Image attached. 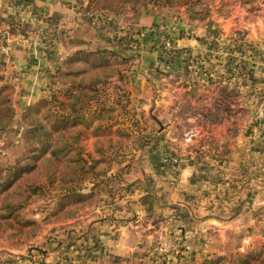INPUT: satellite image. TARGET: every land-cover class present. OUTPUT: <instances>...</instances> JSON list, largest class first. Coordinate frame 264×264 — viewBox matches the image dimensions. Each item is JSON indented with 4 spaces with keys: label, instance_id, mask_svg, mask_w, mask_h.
Segmentation results:
<instances>
[{
    "label": "rangeland",
    "instance_id": "1",
    "mask_svg": "<svg viewBox=\"0 0 264 264\" xmlns=\"http://www.w3.org/2000/svg\"><path fill=\"white\" fill-rule=\"evenodd\" d=\"M71 1L75 19L112 36L101 49L124 58L98 49L57 57L43 47L49 64L23 71L16 54H34L38 41L27 34L49 35L57 29L50 20L62 19L0 0V87L13 90L15 111L13 129L0 133V182L14 181L0 193V256L14 264H264V0H141L118 12ZM74 69L100 82L109 76L82 106L86 124L62 117L78 93ZM36 119L55 153L28 142ZM76 133L78 144L62 151ZM9 205L15 213L1 217Z\"/></svg>",
    "mask_w": 264,
    "mask_h": 264
},
{
    "label": "trees",
    "instance_id": "2",
    "mask_svg": "<svg viewBox=\"0 0 264 264\" xmlns=\"http://www.w3.org/2000/svg\"><path fill=\"white\" fill-rule=\"evenodd\" d=\"M167 1H171V0H167ZM179 1L180 3L183 4H187V2L189 0H176ZM141 3V0H89V6L87 9V11H89V9H93L94 10H101V11H121L124 7H128V5H130L133 9H136L137 6ZM93 6V7H92ZM120 42V40L118 41ZM118 49V48H117ZM83 52L84 56L88 55V56H94L95 52H88V51H81ZM80 53V52H78ZM77 52L75 53L78 54ZM102 55H108V56H112L113 58L118 59L119 57L124 58L123 56H121L122 54L120 53L119 50H113V49H106L103 50ZM115 60V63L118 64H122L124 68L128 67L125 63H119L118 60ZM85 71L82 69H74L72 72V77H73V85L72 87H77L78 88V93L75 97H73V102L70 104L69 106V111L67 116H62L64 118L65 121L67 122H72V124L74 125V123H87V119L84 117V115L82 116L81 114V110H82V106H85V102L89 101L91 99H95L97 96H100L101 94V90L100 88H97V86L101 83L107 82V78H109V76H106V80H104L103 82L96 80H93L92 78H87L88 76H83V74ZM98 72V71H97ZM100 72V71H99ZM108 75H110L108 73ZM123 76V75H122ZM73 87V88H74ZM8 87L5 86H1L0 87V133H6L8 132L11 128L13 129V124H14V116H15V111L13 109V107L11 106V100H10V94L11 92V88H9L10 91L7 90ZM79 94V96H78ZM40 106V104H39ZM33 109H31L30 111H32ZM29 111V112H30ZM72 111L73 114H75V116H73L70 112ZM47 118L49 119V127L50 130L55 131L59 128L60 124H58L55 120L54 117L55 116L53 113L50 114V111H48V114L46 115ZM31 119V116H29V114L27 113L25 115V119L27 120ZM35 124L36 126H34V128L30 129L28 131V135H27V139L30 140L28 142H33V143H41L43 144V146L41 148H39L37 145H35V147L37 148H33V149H38L39 148V153H47L49 151L50 154L55 153L56 150L53 145L49 142L50 139H48L47 137H43V135L40 133V120L36 119L35 120ZM77 125V124H76ZM49 129V128H48ZM74 141L73 144H68L69 139L65 138V142L63 143V145L61 146V150L62 151H67L70 150V148L72 146H75L76 144H78L79 138L81 137V133H76L74 136ZM33 139V140H32ZM76 143V144H74ZM29 147H31L32 144H28ZM34 146V144H33ZM31 150V148H29L27 150V152H29ZM79 159L82 158L81 154H79ZM34 168L31 167L30 169H28V171H32ZM85 166L81 167V171L85 172ZM79 172V171H78ZM76 172V173H78ZM88 173V172H86ZM97 174H100L99 172ZM12 177V176H11ZM17 178V177H14ZM11 181V178L8 177L5 181L0 182V193H5V187L7 186L6 182ZM14 182V181H11ZM69 196L66 195L64 196V198H68ZM7 208L3 209H7L5 214H2L1 217L3 218H8L10 216H12L13 213H15L16 209L12 206H6ZM204 264H216L210 261H206Z\"/></svg>",
    "mask_w": 264,
    "mask_h": 264
},
{
    "label": "crops",
    "instance_id": "3",
    "mask_svg": "<svg viewBox=\"0 0 264 264\" xmlns=\"http://www.w3.org/2000/svg\"><path fill=\"white\" fill-rule=\"evenodd\" d=\"M17 4H15L19 8V3L25 1L30 3V5H34L31 8L36 9L37 12H35L36 16H41L42 14H52L54 17H59L60 21L50 20L53 24L52 28L57 26V29L59 30V33H62V45L60 41L57 42V36H58V30L54 29L49 35H46L45 32L42 30L39 31L38 29L34 32L28 33L25 37L27 40H38L35 42L34 47V54L32 53L29 55V53L23 52V54L18 53L16 54V61L17 64L21 65V69L24 71L26 70V65L34 62L33 64H36L37 61H40L38 63L42 64H49V60L47 62H41V58L53 57V55H45L47 54L45 51L41 48H45L46 51H54V55L57 57L59 56H71L74 53H78L80 50L84 49L85 51H103V47L108 46L110 44L112 36L107 35L104 32H100L97 27H94L89 20L84 19H75V14L70 11L71 9V0H15ZM53 11V12H52ZM29 23V22H28ZM34 24V23H33ZM36 27V24H34ZM40 26V25H39ZM37 26V27H39ZM51 27V26H50ZM51 30V29H50ZM51 37L52 41H48V39ZM250 39V38H249ZM253 39V38H251ZM250 39V40H251ZM50 42V43H49ZM57 44V45H56ZM24 48L30 47L33 49V47L29 46L26 43L23 44ZM102 48V49H101ZM32 49L31 52H32ZM184 57V55L182 54ZM13 57V55H12ZM40 57V59L38 58ZM15 62V61H14ZM41 64V65H42ZM188 68V67H187ZM176 70V69H175ZM173 72V70H170ZM189 71V70H188ZM22 73V72H21ZM173 74V73H172ZM190 74V73H186ZM173 132V130H172ZM175 134V132H173ZM161 134L166 135V131L162 132ZM172 134V135H174ZM249 136H251V133H249ZM230 160V159H229ZM229 162V161H228ZM231 165V164H230ZM182 174V173H181ZM186 173L183 175H179L178 179H181V184L185 183L188 179V176H185ZM168 191L166 192L169 196L176 192L173 190L171 186H168ZM174 191V192H172ZM163 192V191H161ZM165 193V192H163ZM154 197V193H152ZM166 195V194H165ZM164 195V196H165ZM156 199L161 200V194H158L156 196ZM14 264V259L11 255L7 258H2L0 256V264Z\"/></svg>",
    "mask_w": 264,
    "mask_h": 264
}]
</instances>
